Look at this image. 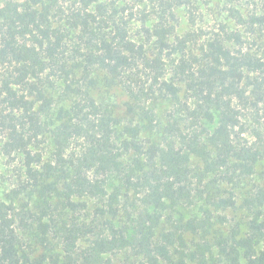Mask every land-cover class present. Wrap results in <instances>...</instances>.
<instances>
[{"label":"trees","instance_id":"16d2710c","mask_svg":"<svg viewBox=\"0 0 264 264\" xmlns=\"http://www.w3.org/2000/svg\"><path fill=\"white\" fill-rule=\"evenodd\" d=\"M66 1L6 0L0 7V156L18 162L19 188L37 191L40 202L34 206L4 196L0 179V264H117L123 252V264H264V209L248 224L230 229L231 218L212 208L205 210L204 225L199 220L184 225L194 232L200 226L206 236L212 229L220 234L208 250L215 263L198 250L179 251L174 260L169 244L158 245L155 239L166 200L189 194L190 177L197 179L196 195L206 204L234 209L236 194L228 186L237 181L235 174L239 169L253 174L264 159L261 149L232 144L241 137L235 129L244 128L248 112L264 124V47L261 53L253 47L258 39L264 42V14L244 13L240 0H229L233 26L181 34L178 10L186 9L196 25L199 0H69L64 9ZM93 69L123 84L133 98L129 112L149 124L154 119L148 102L177 97L184 84L187 120L205 134L182 141L176 112L148 144L137 140L138 130L130 127L136 139L124 140V149L137 156L132 167L139 177L136 185L150 192L143 205L110 204L112 218L102 223L98 218L88 221V213L82 218L89 205L79 199L103 189L92 182L89 171L97 164L113 171L122 154L116 151L115 117L75 85L78 71ZM59 80L67 84L62 92L67 108L60 111L63 122L53 127L48 121L55 99L50 89L61 87ZM48 132L56 138L51 153L45 149ZM72 137L88 141L82 159L67 156ZM233 160L237 167L228 165ZM221 165H228L226 171L215 174ZM133 177H126L131 187ZM57 195L63 210L73 212L70 222L58 218L63 211L53 206ZM90 237H96L93 245L78 249L79 241ZM53 238L61 244L51 246ZM214 246L220 250L215 256Z\"/></svg>","mask_w":264,"mask_h":264},{"label":"rangeland","instance_id":"374dc122","mask_svg":"<svg viewBox=\"0 0 264 264\" xmlns=\"http://www.w3.org/2000/svg\"><path fill=\"white\" fill-rule=\"evenodd\" d=\"M6 0H0V7L3 6ZM18 2H23L24 0H15ZM78 1V0H71ZM242 9L244 13H258L264 14V0H240ZM70 1L67 0L63 8L66 9L70 5ZM195 4L199 5V9L196 10V25H192L189 22V18L186 9L180 8L178 10V16L180 19L179 32L182 34L188 31H198L201 34L203 32L210 33L214 30H218L223 24H228L233 26L232 18L230 17L229 7L232 1L229 0H199ZM140 27V22H136L135 30ZM139 36L138 34H136ZM139 38V37H138ZM253 40H250L252 43ZM255 49L259 50L260 53L263 51L264 42L258 39L257 45L253 46ZM170 73L168 76H172L173 70L169 69ZM54 77L52 76L51 79ZM59 85L61 87L50 89L51 95L55 98L53 101V106L51 109L48 121L53 127L60 125L63 122V118L60 111L67 108L64 101L63 90L67 84L63 80H59ZM75 85L80 90H85L90 92V94L101 104L103 110H107L111 113L117 120L116 128V151L122 154L118 159V166L113 171L110 169L105 172L101 165L97 164L94 168L89 171V176L93 183L100 184L102 190H100L96 195L86 197L85 200L88 202L89 209L82 211L81 216L84 214H89L88 221L93 218H98L97 222L102 223L105 219L112 218V213L110 207L112 204L115 207H122L125 204H142L145 194L150 191H145L143 187L137 184L139 179L137 172H133L134 165V153L125 151L124 140H135L134 135L129 131L130 127H135L138 130L137 140L148 144V139L156 134L165 126L168 122L170 113H175L179 116L180 124L182 126V131L184 138L181 137L182 141H188L193 139V137H203L202 127L199 126L194 121L187 120L186 113L184 112L183 102L185 101V86L180 84V92L177 97H159L152 99L148 102L147 109L153 117V122L142 120L139 121L141 115L130 113L129 105L132 103V96L128 93L123 84L110 79L104 71L101 69H93L89 73L84 71H78L75 78ZM83 96V95H81ZM79 96V97H81ZM145 107V105H144ZM248 116L242 119L244 128L240 130L237 127L235 130L241 131V137L233 140V146L240 148L245 146L248 150L261 149V153L264 155V124L259 115L253 112H248ZM141 120V119H140ZM51 129V126L49 125ZM52 132H48V138L46 137L45 149L48 152H52L51 147H53L54 140L56 138L53 136ZM202 135V136H201ZM69 148L67 150V156L73 157L75 160L78 158L82 159L83 153L86 151L88 141L85 138H70ZM166 143V141H165ZM216 156V153L214 154ZM200 159V158H199ZM197 161V159H196ZM242 164V161H240ZM244 163V161H243ZM18 162L10 161L7 157L0 156V179L2 180V193L4 196L13 195L15 198L19 199L21 203L30 202L31 204L39 205V196L37 191L28 189H20L18 183L20 181V168ZM228 165L232 167H237L235 165V160L229 161ZM227 165V166H228ZM227 166L216 167L215 174L221 169V172H225ZM242 169H239L235 174L236 182L235 184H230L228 188L233 190L236 194L237 207L234 209H216L206 204L204 199H200L196 195V188H198L197 179H192L190 177L188 183L190 189L186 191L189 194L183 196L179 200L167 199L166 206L162 210V217L156 226V236L155 239L158 245L169 244L170 252L174 260L180 257V252L190 254L192 251L198 250V255L201 256V252H204L207 260L215 263V258L211 256L209 250V245L212 247L220 239V234L212 229L211 235L206 236L205 232L200 226L204 225L202 219L204 218V213L206 209H211L214 212H222L226 216L231 218L230 222L227 223V228L236 223H247L252 220L260 210L264 209V159L260 160L254 166V173L248 175L247 173L241 174ZM127 175L135 176L133 177L132 187L126 182ZM195 178V177H194ZM20 192L19 195L16 192ZM129 194L127 197L125 194ZM118 197L116 198V196ZM196 195V196H193ZM20 203V204H21ZM63 201L60 196L57 195L53 199V206L57 207L58 210H62L63 214L58 213V218L61 222H70L73 212L63 210ZM143 205V204H142ZM96 212H99L95 214ZM122 217V215L120 214ZM115 218L117 225H119L118 219ZM125 220V216H123ZM190 220H199L198 232L185 230L184 225ZM248 224V223H247ZM218 226H216L217 228ZM230 229V228H229ZM225 236H228L226 229L223 228ZM215 237L214 239H212ZM96 237H90L86 240H80L78 244V249L84 250L93 245V241ZM28 241L34 244L35 239L33 237L29 238ZM172 242V243H170ZM60 245L61 241L59 238H53L51 242L52 245ZM215 247V248H214ZM214 256L218 255L219 247L214 246ZM129 254H133L132 249L128 250ZM126 253L118 254V258L115 260L117 264H123L125 260ZM162 264H168L163 262Z\"/></svg>","mask_w":264,"mask_h":264}]
</instances>
